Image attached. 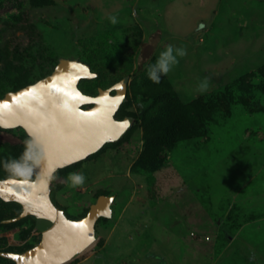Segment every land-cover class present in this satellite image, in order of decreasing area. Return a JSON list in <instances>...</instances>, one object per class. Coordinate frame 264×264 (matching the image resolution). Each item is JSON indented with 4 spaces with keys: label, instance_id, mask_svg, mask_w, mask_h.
Masks as SVG:
<instances>
[{
    "label": "rangeland",
    "instance_id": "rangeland-1",
    "mask_svg": "<svg viewBox=\"0 0 264 264\" xmlns=\"http://www.w3.org/2000/svg\"><path fill=\"white\" fill-rule=\"evenodd\" d=\"M31 1L0 0V97L42 78L61 59L76 60L97 73L79 85L85 94L127 77L118 117H135L124 142L54 175L52 202L69 219L84 217L100 195L114 197L93 244L67 264H107V249L106 255L115 244L128 247L129 234L144 241L148 232L185 236L196 259L210 252V264L218 257L217 264H251L249 254L264 262V0ZM169 45L186 54L153 83L147 68ZM166 85L177 101L200 102L210 118L197 134L161 145L157 119L171 101L156 93ZM25 141L21 129L0 130V177L15 175L4 165L20 158ZM74 172L85 176L82 185L71 186ZM21 210L0 200V219ZM28 217L21 227L0 230V252L39 242L35 230L22 234L31 227ZM234 248L238 257L229 259ZM0 264L12 262L0 257Z\"/></svg>",
    "mask_w": 264,
    "mask_h": 264
},
{
    "label": "water",
    "instance_id": "water-1",
    "mask_svg": "<svg viewBox=\"0 0 264 264\" xmlns=\"http://www.w3.org/2000/svg\"><path fill=\"white\" fill-rule=\"evenodd\" d=\"M96 76L86 64L61 59L50 75L0 101V127L23 129L38 156L32 180H0V200L20 205L19 217L32 216L46 225L30 249L0 252L13 264H67L93 244L98 220L111 217L113 196L100 195L78 220L69 219L51 199V184L59 170L118 142L132 127V117L114 119L126 101L127 77L109 89H99L96 96L83 94L79 81Z\"/></svg>",
    "mask_w": 264,
    "mask_h": 264
},
{
    "label": "trees",
    "instance_id": "trees-1",
    "mask_svg": "<svg viewBox=\"0 0 264 264\" xmlns=\"http://www.w3.org/2000/svg\"><path fill=\"white\" fill-rule=\"evenodd\" d=\"M32 5L34 6H48L51 4L50 0H32L31 1ZM88 66V65H87ZM90 68V66H88ZM91 69V68H90ZM92 71V70H91ZM52 72V71H51ZM51 72L46 73L45 75L42 76V78L48 76ZM87 80H80L78 86L86 82ZM31 83L24 84L23 86L20 85L17 88L13 89V91L19 90L27 85H30ZM11 92V91H10ZM84 93V92H83ZM157 97H161L160 100L161 102L165 101L167 96L170 102V107L167 106L163 110V114L161 115V118L157 119V123L160 124V129H163L164 132L161 134V136L158 138H155V140L159 141V143L162 145L166 144L168 141L174 139L176 136L179 135H195L197 134L201 129H204V127L207 125L209 122L210 115L208 114L207 110H204V105H202L198 101H194L190 104H183L179 101L176 100L174 94L171 92L170 88L166 85L163 88H161L157 93ZM154 97V95H153ZM127 103L125 102L124 105ZM124 105L120 108L124 107ZM131 116V115H129ZM132 118H135L134 116H131ZM131 129V128H130ZM128 130L125 135L118 141V142H124L125 139H127L128 134L131 130ZM154 132L156 131L155 128H153ZM27 139V137L25 136ZM147 141V140H146ZM148 142V141H147ZM25 148V144L23 146ZM32 165V170H33V162H29ZM80 163V162H79ZM77 163V164H79ZM77 164H74L70 167H67L65 169L59 170L63 171L66 169H69L71 167L76 166ZM31 170L32 177L29 178L27 175L22 174V175H5L3 177H0V180L6 179V178H16V179H29L32 180L34 178V173ZM32 220L31 227L27 231H22V234L24 237H26L31 231H37L39 234L42 229L46 227L45 224L37 221L34 217L30 216L28 217ZM25 218H21L18 215L7 217L4 219H0V230L5 232L10 229L16 228V227H21L22 224L24 223ZM102 219H99L100 221ZM29 247L28 249H30ZM27 249V250H28ZM26 251V250H24ZM22 251V252H24ZM22 252H16V253H22ZM13 264V263H12Z\"/></svg>",
    "mask_w": 264,
    "mask_h": 264
},
{
    "label": "crops",
    "instance_id": "crops-1",
    "mask_svg": "<svg viewBox=\"0 0 264 264\" xmlns=\"http://www.w3.org/2000/svg\"><path fill=\"white\" fill-rule=\"evenodd\" d=\"M161 236L148 232L142 236L144 241H140L139 237L134 238L131 234L127 235L129 246L119 247L120 244L113 246L114 250L107 254V249L104 256L107 257V264H210V252L208 255L202 254L196 259L195 245L193 241H189L185 236H179L177 233L172 235L164 232ZM116 236V235H114ZM236 240V238H234ZM233 240V241H234ZM233 241L228 246H232ZM229 248V247H227ZM235 251L230 252V258L238 257ZM235 252V253H234ZM242 252V251H241ZM207 254V253H206ZM240 254V252H239ZM223 256V255H222ZM250 256L252 258L250 259ZM251 264H257L254 260L255 254L248 255ZM224 258V257H223ZM259 263L264 262L259 257L256 258ZM242 260V259H241ZM260 260V261H259ZM264 260V259H263ZM214 262L220 263V257L216 258ZM214 263V264H215ZM240 264V262H236ZM86 264H98L97 261H91Z\"/></svg>",
    "mask_w": 264,
    "mask_h": 264
},
{
    "label": "clouds",
    "instance_id": "clouds-1",
    "mask_svg": "<svg viewBox=\"0 0 264 264\" xmlns=\"http://www.w3.org/2000/svg\"><path fill=\"white\" fill-rule=\"evenodd\" d=\"M110 23H117V18L112 16L109 18ZM185 51L182 48H174L169 45L166 49L159 54L158 59L155 64H151L147 68V77L153 83H159L162 75H166L171 70L172 66L178 63L177 57H183L185 55ZM207 88L206 81L200 85L201 90H205ZM25 151L21 154L18 160H13L5 163L4 167L9 170L11 173L16 175H22L31 171V167L29 162L38 161V156L36 154V150L34 149L32 142L25 141ZM71 186H79L82 185L85 181V176L83 173H70L67 177Z\"/></svg>",
    "mask_w": 264,
    "mask_h": 264
},
{
    "label": "flooded vegetation",
    "instance_id": "flooded-vegetation-1",
    "mask_svg": "<svg viewBox=\"0 0 264 264\" xmlns=\"http://www.w3.org/2000/svg\"><path fill=\"white\" fill-rule=\"evenodd\" d=\"M91 70V69H90ZM53 71V70H52ZM93 72V71H92ZM96 73V72H95ZM51 74V73H50ZM49 74V75H50ZM97 74V73H96ZM47 77V76H46ZM45 78V77H44ZM96 78H97V76H96ZM95 78V79H96ZM124 77H122L121 79H123ZM41 79H43V78H39V79H37L35 82H33V83H31L30 85H32V84H34V83H36L37 81H39V80H41ZM120 79V80H121ZM128 79V78H127ZM119 80V81H120ZM119 81H117V82H115L114 84H116V83H118ZM79 84V83H78ZM113 84V85H114ZM113 85H111L110 87H112ZM127 85H128V82H127ZM28 86V85H27ZM26 87V86H25ZM110 87H107V88H101L102 90H106V89H109ZM24 88V87H23ZM126 88H127V86H126ZM22 89V88H21ZM78 89H79V86H78ZM100 89V88H99ZM98 89V90H99ZM20 90V89H19ZM80 90V89H79ZM98 90H97V93H98ZM16 91H18V90H16ZM16 91H11V92H8V93H6V94H4L2 97H0V101L2 100V99H4L8 94H13V93H15ZM81 91V90H80ZM82 92V91H81ZM83 93V92H82ZM97 93L96 94H94V95H89V94H85V93H83V94H85V95H89V96H96L97 95ZM114 91L113 90H111L110 92H109V94L112 96V95H114ZM126 94H127V90H126ZM126 102V101H125ZM124 102V103H125ZM124 103L123 104H121V106H120V108L124 105ZM87 108H89V107H82L81 109H87ZM120 108L117 110V112L115 113V115H114V119L115 120H118V121H121V120H123L125 117H131V116H129V115H125L124 117H122V118H119L118 116H119V113L121 112V110H120ZM134 120V119H133ZM132 124H133V122H132ZM13 129H21V128H19V127H17V128H13ZM13 129H4V128H1L0 127V130H2V131H8V130H13ZM21 130H23V129H21ZM25 133V132H24ZM25 136L27 137V141H29L30 140V138L25 134Z\"/></svg>",
    "mask_w": 264,
    "mask_h": 264
}]
</instances>
